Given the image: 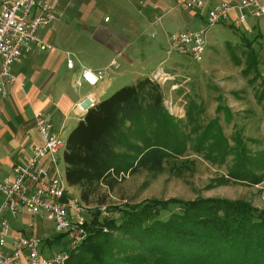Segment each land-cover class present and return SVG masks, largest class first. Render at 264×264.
Returning <instances> with one entry per match:
<instances>
[{
	"label": "trees",
	"instance_id": "obj_1",
	"mask_svg": "<svg viewBox=\"0 0 264 264\" xmlns=\"http://www.w3.org/2000/svg\"><path fill=\"white\" fill-rule=\"evenodd\" d=\"M247 46L243 71L254 72L255 80L257 53L252 41ZM256 95L262 102L264 89ZM165 97L161 82L141 76L90 107L71 129L63 151L65 176L80 189L82 202L90 206L101 185H113L119 176L143 169L157 173L172 160L182 163L189 149L225 164L226 180L264 179V146L252 148L236 123L227 135L220 115L204 119L206 106L190 94L184 116L172 112ZM217 110L232 120L227 104L219 103ZM230 155L233 160L226 163ZM91 223L66 264H264V208L243 199L150 197L94 207Z\"/></svg>",
	"mask_w": 264,
	"mask_h": 264
},
{
	"label": "rangeland",
	"instance_id": "obj_2",
	"mask_svg": "<svg viewBox=\"0 0 264 264\" xmlns=\"http://www.w3.org/2000/svg\"><path fill=\"white\" fill-rule=\"evenodd\" d=\"M145 2L147 3V0ZM160 6L156 17L162 16V21L155 27L158 30L157 35L152 36L149 32L143 33L135 45L139 48L137 50L141 60L147 58L149 51L163 49L166 55L167 48L170 47L169 33L207 26L206 16H204L206 8L196 11L183 5L179 0H165ZM85 10L89 8L85 6L75 14H67L66 20L59 28H56V34L52 38L50 35L48 40L54 45L53 50L39 48L43 60L40 69L46 79L52 76L47 88L59 81L60 85L77 91L78 88L68 81L71 73L79 67L80 62H96L100 59L97 55L100 46L95 39L96 36H104V32L99 30L97 21L84 20ZM101 10L103 16L106 13L113 14L111 8L106 5L102 6ZM250 22L255 27L251 33L223 23L210 25L207 30L208 46L204 59L197 61L187 54L174 50V53L182 57L180 60H173L176 65L165 69L167 73H176V75L161 83L166 94L165 101L168 102L172 112L184 116L189 100L187 94H190V97H195L206 106L203 113L204 119L220 115L227 135L231 136L237 125L251 147L259 149L264 146V99L262 102L259 101L256 92L264 89V43L261 40V31H264V16L251 17ZM164 28L168 29V34ZM250 41L257 51H255L256 60L260 71V76H257L255 80L252 79L254 72L246 74L243 71L248 62L247 43ZM150 43L158 44L159 48L154 47L153 50L146 48ZM141 44L146 45L143 50L140 49ZM68 50L74 52L75 58L78 57L80 61L77 62L75 68L67 65L66 52ZM120 69L122 67L116 71ZM125 77L127 81L124 82L131 81L127 75ZM114 84L116 85L108 90V95L122 86L120 85L122 83L118 81ZM54 90L55 93L58 92L57 87ZM219 103L231 107L233 111L231 121L225 117L224 111L217 110ZM17 105L23 112H30L32 109L28 102L25 104L17 102ZM6 106L11 111L16 109L10 101L6 102ZM74 121L71 120L67 131L73 126ZM67 131L62 134L64 138L67 137ZM232 160L230 155L226 163H231ZM179 161L182 163H173V160L165 163L163 170L157 173L143 169L119 176L117 180H114L113 185L102 184L95 201L86 208L87 226L92 224L94 207L100 206L104 209L108 205L122 204L126 201L134 203L150 197L185 199L199 196L226 197L247 200L264 208V179L254 184L226 180L228 170L225 164L219 165L217 162H212L192 149L181 155ZM177 164H180L178 168ZM59 165L65 175L66 163L62 153L59 157ZM69 193L73 196H80V189L69 185ZM18 222L32 233L40 235L47 243L48 250H51L50 248L59 250L68 244L67 236L63 235L60 238L53 236L55 227L48 213L42 217L22 209ZM16 225L14 223V227H17ZM24 233L30 234L27 231ZM48 237L49 240H47ZM22 264H26L25 257L22 258Z\"/></svg>",
	"mask_w": 264,
	"mask_h": 264
},
{
	"label": "built area",
	"instance_id": "obj_3",
	"mask_svg": "<svg viewBox=\"0 0 264 264\" xmlns=\"http://www.w3.org/2000/svg\"><path fill=\"white\" fill-rule=\"evenodd\" d=\"M193 10L206 8L207 26L184 29L170 34L171 48L187 54L197 61L204 59L208 46L207 30L210 25L223 23L247 33L254 31L251 17L264 16V0H179ZM65 14L62 5L55 0H2L0 11V97H6L12 83L18 80L13 64L21 61L33 45L49 48L39 30L50 26ZM110 16H106L108 20ZM264 43V31H261ZM68 67L76 63L72 56ZM110 65L119 66L112 59ZM105 76L103 69L83 66L78 85H97ZM162 68L151 77L159 82L169 78ZM24 84V81L22 82ZM97 103L92 93L80 99L81 113ZM34 124L44 138L43 142L29 140L19 153L11 174L0 177V264H66L71 249L84 242L88 236L87 204L80 196L69 193V184L59 165V157L66 147V138L55 128L49 112L40 109L34 114ZM24 209L45 217L49 214L56 233H63L68 244L59 250L46 252L47 243L34 233L15 232L11 217L19 216ZM103 214L108 215L104 210ZM51 249V248H50Z\"/></svg>",
	"mask_w": 264,
	"mask_h": 264
},
{
	"label": "crops",
	"instance_id": "obj_4",
	"mask_svg": "<svg viewBox=\"0 0 264 264\" xmlns=\"http://www.w3.org/2000/svg\"><path fill=\"white\" fill-rule=\"evenodd\" d=\"M55 1L62 5L65 14L56 19L50 26L40 29L39 35L52 44L48 38L50 35L52 38L56 34V28H59L66 20L67 14H75L82 7L87 6L89 10L84 11V20L97 21L99 30L104 32V36H96L97 38L95 39L100 46V51L97 54L100 59L96 62H80L78 57L77 59L75 58L74 52L70 50L66 52L67 61L69 56L74 57L75 67L77 62H80L79 67L71 73L68 80L72 86L78 88L77 91L71 87L60 85L59 81L54 82L47 88L52 76L46 79L40 69L43 60L39 51L40 47L35 44L30 51L24 53L21 61L13 64V71L17 75L18 80L11 84L6 97H0V177L11 174L12 167L19 157L20 151L29 140L44 141L34 124L36 111L40 109L48 111L55 128L61 134L66 133L71 120H75L73 126L67 131L68 136L71 129L85 114L81 113L78 102L88 93L92 92L97 97L98 102L108 96V90L113 85H116L114 84L115 81L122 83L120 85L133 83L141 76H151L158 68L166 71L165 68L176 65L173 60H180L182 57V55L179 57L180 54L174 53L176 50L174 51L171 48V33H169L170 47L167 48L166 55H164L163 49L160 51H149L147 52V58L141 60L138 56L137 49L139 48L135 46L143 33L149 32L152 36L157 35L158 30L155 27L161 23L162 16L156 17V13L157 9L161 7L160 4L165 0H147V3L145 2L146 0ZM105 5L111 8L113 14L106 13L103 16L101 8ZM1 7L2 0H0V11ZM106 16H110L108 20L105 19ZM164 29L168 34V29ZM147 45L146 48H150V50H153L154 47L155 49L159 48L158 44L150 43ZM144 46L146 45L141 44L140 49L143 50ZM40 49L53 50L54 45L53 47ZM115 58L119 61V66L110 65L112 59ZM83 66L103 69L105 71L104 78L95 86L86 83L78 85L76 79L80 76ZM121 67L122 69L116 71V69ZM168 74L170 75L169 77L176 75V73L171 72H168ZM125 75L131 79L130 82H124L127 81ZM23 81L24 84H22ZM55 87L58 88L57 93L54 92ZM9 101L15 105V111L9 110L6 106V102ZM17 102L22 104L30 103L31 111L23 112L19 109ZM11 220L15 232L24 233V231H27L32 233L27 227L19 224L17 217H11ZM14 223L17 224V227H14ZM46 250V252L49 251L48 249Z\"/></svg>",
	"mask_w": 264,
	"mask_h": 264
},
{
	"label": "water",
	"instance_id": "obj_5",
	"mask_svg": "<svg viewBox=\"0 0 264 264\" xmlns=\"http://www.w3.org/2000/svg\"><path fill=\"white\" fill-rule=\"evenodd\" d=\"M165 102H166V105L168 106V102H167V101H165ZM168 107H169V106H168ZM88 109H89V108H87V109L85 110L84 113H86Z\"/></svg>",
	"mask_w": 264,
	"mask_h": 264
}]
</instances>
